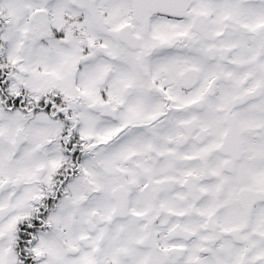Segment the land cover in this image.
<instances>
[{
  "label": "snow or ice",
  "instance_id": "obj_1",
  "mask_svg": "<svg viewBox=\"0 0 264 264\" xmlns=\"http://www.w3.org/2000/svg\"><path fill=\"white\" fill-rule=\"evenodd\" d=\"M0 264H264V0H0Z\"/></svg>",
  "mask_w": 264,
  "mask_h": 264
}]
</instances>
